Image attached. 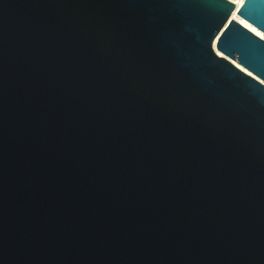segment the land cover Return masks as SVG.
Instances as JSON below:
<instances>
[{"label": "water", "instance_id": "95a60500", "mask_svg": "<svg viewBox=\"0 0 264 264\" xmlns=\"http://www.w3.org/2000/svg\"><path fill=\"white\" fill-rule=\"evenodd\" d=\"M0 0V264H264V0Z\"/></svg>", "mask_w": 264, "mask_h": 264}, {"label": "bare ground", "instance_id": "6f19581e", "mask_svg": "<svg viewBox=\"0 0 264 264\" xmlns=\"http://www.w3.org/2000/svg\"><path fill=\"white\" fill-rule=\"evenodd\" d=\"M230 1H232L238 7H241L243 5V2L241 0H230Z\"/></svg>", "mask_w": 264, "mask_h": 264}]
</instances>
